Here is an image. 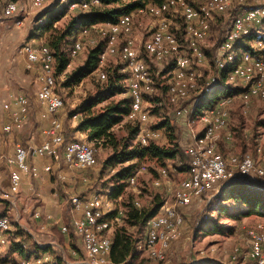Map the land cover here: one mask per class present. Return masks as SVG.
Masks as SVG:
<instances>
[{
	"label": "bare ground",
	"instance_id": "bare-ground-1",
	"mask_svg": "<svg viewBox=\"0 0 264 264\" xmlns=\"http://www.w3.org/2000/svg\"><path fill=\"white\" fill-rule=\"evenodd\" d=\"M32 1L30 0V4ZM245 1L235 0V3L241 5V8H235L230 28L219 43L220 51H222L221 56L217 58L214 55L213 57V62L218 71L216 75H208L205 78L202 74L203 72H199L200 65L206 60L201 46L206 41L208 35L212 33V26L219 20V17L227 13L231 0L150 1L144 7L132 13L118 16L113 23L105 22L100 27V32L104 38V49L99 55L97 70L100 78L105 80L107 75L103 70V65L107 57L119 55L122 58L124 64L122 71L126 74L124 80L126 81L127 93L130 100L129 111L125 117L129 121L139 124L137 139L141 145L146 146L143 135L146 117H148V120L150 117L151 99H148V102L145 95L150 97L159 91L155 75L160 74L162 71L161 69L160 72L157 71L154 75L151 63L155 67L157 66L156 68H164V65L168 66L171 63L168 70L164 73V76H168V78L162 82L166 87L165 98L161 97L158 105L164 107L166 104L178 107L180 102L187 103L191 99L202 100V98L206 102V105L203 104L201 108L202 111L198 112L199 114L194 117L204 122L203 132L193 140L191 139L192 146L195 148L196 155H198V165L207 166L213 163L216 165L226 164L232 168H242V164L248 162V156H252L253 166L260 167V170H262V183L264 184V145H256L255 152L245 150L239 154L231 153L225 155L215 141L216 133L226 129L228 125L229 110L226 106L233 99H239L243 110H247L255 103L264 107V32L259 30L262 23H264V12L257 16V23L254 27L240 29L241 18L250 19V11H258L259 4H264V0H258L257 4L249 7L244 6ZM49 2L51 0H35L32 3V8H42ZM60 2H66L67 5L68 0H60ZM91 2L98 4L99 1L92 0ZM88 5L84 0H75L74 2H69L68 8L73 10L80 6L86 8ZM2 7L3 10H10V1L2 0ZM17 13L23 12H16L14 15ZM139 15L153 16L157 19V23L149 37L138 44L136 38L133 36V32L142 26V23L140 24L139 22L136 24L137 26L135 25V17ZM23 17L25 18L26 16ZM178 18H186V21H181V25H177L175 21ZM23 20V18H19L17 19V23L21 22L22 24ZM145 29L149 30L147 27ZM88 34L87 28H80L77 32L76 38L69 48L71 60L83 50L82 39ZM252 36L254 38L250 39ZM244 43H248L250 49H245ZM34 47L35 52L32 55V62H37L42 75L43 72H47V76H55L54 57L46 43L40 46L26 43L22 46L23 53H30V50H33ZM184 47L190 52L189 54L187 52L184 53ZM251 55H257L258 62L255 58H251ZM147 59H150V61H147ZM137 63L139 65L138 69ZM136 69L137 83L134 84V77H131V75L132 70ZM223 71L226 72L221 84L223 86L230 85L233 91L231 92L227 89L226 92L217 93L213 104H210L207 98L214 96L213 93L219 90L216 84ZM212 80H217V82H212ZM43 84L44 76H42L41 85ZM52 93H58L56 91V82H52ZM136 95L140 110L135 109ZM40 97L41 99H49L48 90H40ZM196 100H192L191 102L194 103ZM218 106L219 112H225L224 116L216 114L215 109ZM64 107V100L59 101L55 120H61L59 113ZM191 115L192 113L188 109L186 119ZM186 119L184 122H186ZM226 136V139L229 141V134L226 133ZM83 142L89 148V153L96 154V149L91 143L86 140H83ZM61 147L62 145H59V148ZM72 153V142L65 143L64 157L65 159H69V164H75L79 168L89 170V163L86 161H79L78 163V154ZM219 153L222 154L218 156ZM189 165V170L174 189V200L179 205L183 203L184 191H198L200 187L198 169L194 167L193 162H189ZM159 169H167V167H160ZM147 170V165L143 163L138 166L135 172L141 173ZM137 178L138 175H135L133 179L129 176L125 181L128 185H132L136 182ZM235 181L240 180L224 183ZM159 183V178L154 179L156 186ZM90 199L89 212H86V222H90L92 227H94L96 236L99 237V243H106L105 233L107 231V240H109V249L111 250L112 234L115 227L118 226V209L114 207L112 199L106 195L102 196V194L97 193L92 195ZM100 210L102 213H100ZM72 211L73 216H77V209H72ZM164 212H168V220H164V225L156 229L153 241H151L154 222L163 218ZM110 214H114V216L108 217ZM182 219V215L178 213L175 207H169L164 211L160 210L147 221L145 232L137 245V251L141 253H156L158 244H166L168 234L172 232V229H178V224ZM0 224H2V236V233L8 231L11 226L7 215L0 218ZM77 238L81 242L88 264L110 263L111 251H109V261H104L97 252L92 250L91 242H89V226L87 224H78ZM256 240L264 243V232L249 231V249L242 255V258L244 261H250L254 264H264V254H260V248L252 246L256 243ZM236 250L239 249L237 248ZM38 257H26L21 259L17 264H37V260H40ZM148 257L155 260L154 256ZM39 264L44 263L39 261Z\"/></svg>",
	"mask_w": 264,
	"mask_h": 264
},
{
	"label": "rangeland",
	"instance_id": "rangeland-1",
	"mask_svg": "<svg viewBox=\"0 0 264 264\" xmlns=\"http://www.w3.org/2000/svg\"><path fill=\"white\" fill-rule=\"evenodd\" d=\"M22 1H24V4L26 5L30 4V0ZM124 1L127 2V0ZM231 3H235V0H231ZM257 3L258 0H246L244 6L249 7ZM64 6H66V2H60V0H51V2H49L48 4H46V6L42 8H27L30 14L29 16H27L21 27L28 29V31L30 32L29 39L35 38L37 40L36 44H40L43 42L48 43L49 37H51V34L54 31L52 29L41 31L39 27L43 20L39 19L47 12V10L52 8L62 9V7ZM72 11L70 9L67 10L66 14H64L54 24L55 28H64L70 18L74 15V12ZM234 11L235 8L230 11V14L225 13L224 15H221L219 17L218 23L213 26V29L211 31L212 33L208 35L206 41L201 46L206 60H204L205 62L200 65L201 68L199 67V70L201 71V73L203 72L202 74L205 78L208 75H216V72L218 73L217 67H215L216 65L213 62V57L214 55H216V52L218 50L219 40L220 37H222L221 35H223L225 30H227L229 27L227 23L229 19H231ZM21 14L22 13H17L12 16V18H15V20H17L19 18V15ZM2 21H5L4 24L12 23L11 19H3ZM135 22V25L138 22L140 24L142 23V26L138 27L133 32V36L136 38L137 43L139 44L142 43L144 39H147L149 37L151 31L154 29L157 23V19L153 16L139 15L135 17ZM175 22L177 25H181V21L177 20ZM146 27L149 28V30L145 29ZM96 29L97 28L90 27L89 34L82 39L83 50L80 52V54H78L74 59L70 61V65H68V68L65 73L56 77V91L64 98L65 101V107L62 111H64L63 118L65 122V127L67 128L72 127V123H70L69 119L73 116V114L75 115V111L83 102L100 94L104 95L107 91V80H102L100 78L98 70L86 76L78 84H74L71 86H67L65 84L69 74H71V72L76 67L83 63L89 49H91L97 44H102V46H104V38L101 32ZM78 30L79 28L75 31L74 37L71 38L70 43H68L65 47L66 50H68V47H70L73 43L74 38H76L75 34L78 32ZM259 30L261 32H264V23H262ZM246 44L249 45L248 43ZM22 45L23 44H21V46ZM186 52L187 54L190 53L187 48L184 47V53ZM147 61H150V59H147ZM153 65L154 64L151 63V69L154 72H160L161 69L162 71L166 69V65L163 66L164 68H156L157 66L155 67V65ZM123 67V61L119 55H112L107 57L106 62L103 65V69L105 68V70L108 72L110 70L119 69L118 71L124 74V71H122ZM161 72L158 79H161L159 80V83L160 86H163L162 82L166 81L168 76H161ZM125 75L126 74H124V76ZM120 83L122 84L123 89L119 92H116L114 95L107 96L105 100L95 106V109L101 110L110 102H117L122 99H129L126 81L123 79ZM159 91L150 97L145 95L146 100L148 101V99L155 98ZM214 95H216V92L214 93ZM195 102L198 105H196ZM205 103L206 102L203 98L202 100L198 99L194 101V103H185V107L189 104L188 109H190V112L193 113L191 117L186 119L185 123L184 121L173 119V108L171 106H166L163 108V110L159 108L156 112H154L156 106H153V103L151 101L150 117L148 123L146 124V127L152 130H160V138L154 139V141H158L159 144L162 145L168 144L170 130L168 128L154 126L166 117L171 119L174 128H172V131H174V133L178 136L179 144L181 145L182 149H184V145H186L187 142H191L190 139L193 140L195 137L198 136V134L203 132L205 126L204 122L194 117L196 116V114H199L200 111H202L201 108ZM226 107L229 110L228 125L226 129L219 131L215 135V141L220 146V149H222V151H224V153L227 155V153L230 152L241 153L245 150H252L255 152L256 145L258 146L262 144L263 146L264 107H262L258 103H255L247 110H243L241 107V102L238 98L233 99L231 103L228 104ZM80 118L81 117L79 114L78 117L75 118V120H79ZM135 123L137 122L129 121L126 117H124V120L120 124L114 126L112 132H114L118 140H120L119 147L117 149L113 148L108 144L90 141L87 131H81L83 135L78 136L80 140H86L90 142L96 149V157L98 164L94 167V170H90L92 176H96L97 178L96 182L93 185V190L101 188V190H98V192L100 193L112 191V188L120 182L116 175L121 170V168L134 163H137L138 165L140 163H145L146 165H148L149 169L145 173H141L138 176V181L135 185L129 186L125 181L126 179L124 180L126 183V187L124 189L123 195H121L119 198L120 200L118 202V205L120 204L121 208L125 209L126 214L127 207H125V204L130 203L133 199H136V201L140 200V206L142 208H147L152 206L153 197L155 195H159V197L164 202H167L168 205L172 204L171 207H175L178 213H180L185 220L183 235L179 240H177L171 245L168 251L167 259L165 261H155L154 259H149L143 254H139L137 259L132 258L129 263L137 264V262L142 261L145 264H254L250 261H244L242 255L249 249V231H255L260 233L264 232V215H261L259 213H252L249 215L243 214L244 207L242 205H239V202H236L235 199H228L227 195H223V184L217 186L212 192L209 193V195L205 196L202 201H194L188 207H180V205L175 202L174 198L171 199L170 195L168 196V198L164 191L159 192L158 190H155V188L157 187L153 183L154 179L157 178L155 174V167H157L155 165V161L143 158L141 160L134 159L129 162H123L116 156L125 147V142H128V144L131 145L138 144V133L136 136L131 138V134L129 132L130 127H132ZM226 133L229 134V141L226 139ZM183 136H186V139L185 141H183V143H181L180 141ZM184 160L185 163L187 160L186 156ZM167 161L170 167H179V159ZM172 174L176 175V178L177 176H179L175 172H172ZM248 180L250 182L252 181L258 185L260 184L261 186H263L262 182H260L259 180ZM134 188L143 189L142 193L137 194L133 191ZM121 215L122 214H120L118 226H116L115 229L121 227L125 223L123 219L124 217H121ZM9 218L12 224V229L14 231H12V233H16L17 235H19L20 233L23 237H25L22 238V241L26 242V245H29L27 241L30 239V236L27 234L24 228H18L19 225L17 224V222L20 221L19 219L21 218V216L19 215L18 217L16 215L15 210L10 209ZM26 221L29 222L28 219H26ZM8 232L6 233V238L8 242L5 244H0V264H14L12 260H10L11 256L9 257L10 253L8 250V246L14 243L13 240H11L13 235L11 234V231L10 233ZM69 238L72 251L75 253L76 256L83 258L79 250L80 240L74 235H70ZM237 248L239 250H236ZM64 250L67 249H61L60 251H53L52 249H50L51 257L56 258L58 263L64 264V259L58 258V255H64V258L65 256L67 258L68 253L67 251L66 253H64ZM71 260L72 259H70V261Z\"/></svg>",
	"mask_w": 264,
	"mask_h": 264
},
{
	"label": "trees",
	"instance_id": "trees-1",
	"mask_svg": "<svg viewBox=\"0 0 264 264\" xmlns=\"http://www.w3.org/2000/svg\"><path fill=\"white\" fill-rule=\"evenodd\" d=\"M74 1L75 0H68L67 5L62 7V9L52 8L47 10V12L39 19L43 20L39 27L41 31L49 29H52L54 31L51 34V37H49L48 43L46 42V44L50 48L54 57V70L56 77L65 73L68 68V65L71 61L69 57L70 47H68V50H66L65 47L68 43H70L71 38L74 37V33L78 28H87L89 32L90 27H93L97 28L96 30L100 31L101 25L105 22L113 23L116 21L118 16L122 14L132 13L137 9L144 7L150 2L149 0H127V2L124 0H98V4H94L91 2L92 0H84L89 4L86 8L80 6L73 11L71 10L72 12H74V15L70 18L65 27L62 29L55 28L54 24L64 14H66L67 10H69V2ZM152 2H158V0ZM232 20L233 15L231 19H229L227 23L229 27L227 30H225L223 35H221L222 37H220L219 43L223 39L225 33L229 30ZM218 21L216 23H218ZM252 38H254V36H252L250 39ZM243 46L245 49H250V46L246 43H244ZM103 49L104 46H102V44H97L89 49L83 63L76 67L71 72V74H69L65 84L67 86L78 84L86 76L94 73L98 68V58ZM170 64L166 66V69L161 72V76L164 75V73L168 70ZM103 70L107 75L105 79L107 80V91L104 95L100 94L96 97L90 98L89 100L83 102L77 108V110L75 111V115L80 114L81 117L77 126V130L87 131L90 141L108 144L117 149L119 147L120 140H118L115 133L112 132V129L114 128V126L120 124L124 120L125 115L129 111L130 100L122 99L117 102H110L101 110L95 109V106L105 100L107 96L114 95L116 92H119L123 89V86L120 82L124 79L125 76L118 71L119 69L110 70L109 72L106 71L105 68ZM156 72L157 71H153L154 75ZM225 72L226 71L222 72L216 84V87L219 89L218 91H216V94L226 92L227 89L231 92L233 91L231 90L232 87L230 85L223 86L221 84L224 79ZM159 75L160 74L155 75V80L157 81L160 91L155 96V98L150 100V102L152 101L153 106H156L154 112H156L159 108L163 110V108L165 107H161L160 105H158V101L161 96L162 98H165L166 94L165 85L160 86L159 80L161 79H158ZM214 99L215 95L207 98L210 104H213ZM166 106L174 107L173 105ZM154 127H164L170 130L168 144L162 145L159 144L158 141L154 140L146 146L141 145L139 142L135 145H131L128 144V142H125V147L116 155L117 158L123 162H129L134 159L141 160L143 158L151 159L156 163V171V168L158 167H167L170 176H175L172 174V172H175L177 174H185L190 167L189 159L182 149L181 145L179 144L178 136L174 133V131H172V120L166 117ZM129 132L131 134V138L136 136L139 132V124L135 123L132 127H130ZM185 156L187 157V160L184 163ZM176 159L180 160L179 167H170L167 160ZM139 165L137 163H134L121 168V170L116 175L120 182L112 188V191H109V198H117L118 196L123 194L126 187V183L124 180L127 179L133 171L135 172ZM222 190L221 191L223 195H227L228 199H235L236 202H239V205H242L244 207L243 214L249 215L252 213H259L261 215H264V190L257 187H252L241 180L224 183ZM133 201L134 200H132L128 204H125V207H127V211L126 214L124 212V225L118 227L117 229H114L115 231L112 234L110 260L115 264H126L132 258L137 257V245L142 239V236L145 232L147 221L155 214H157L164 206V201L159 197V195H155L153 197L152 206L147 208L138 207L133 203ZM9 209V202L0 200V218L6 216ZM112 216H114V214L108 215V217ZM67 225H70V221H67ZM73 234L74 233H72V235ZM48 248L49 247H41L40 245L34 243L33 248L29 252H27L21 243H13L11 246V249L13 251H18L24 258L32 254L38 255L39 252L46 251Z\"/></svg>",
	"mask_w": 264,
	"mask_h": 264
},
{
	"label": "crops",
	"instance_id": "crops-1",
	"mask_svg": "<svg viewBox=\"0 0 264 264\" xmlns=\"http://www.w3.org/2000/svg\"><path fill=\"white\" fill-rule=\"evenodd\" d=\"M19 18H23L24 22L27 16L24 18L22 13L21 15H19ZM9 19L12 20L11 24H4L5 21H0V117L4 120H10L12 111L16 109V106L12 104L13 98L16 95L27 96L31 101V106L22 123L18 127L14 128L12 133L4 136L3 141L0 143V155L12 154L17 143H21L25 146H33L41 143V141L43 140L42 129L47 124L46 121L42 120L41 116L42 112L44 111V107L39 104L36 96L37 91L40 89L42 84V71L39 65H37V68L35 69H28L26 67V56L21 50L22 46L26 43H30L34 46H40L46 42L36 44L37 40L35 38L29 39L30 32L28 31V29L22 28V25H16L17 20H15V18ZM21 44L23 45L21 46ZM6 103H11L10 109L4 108V105ZM63 112L64 111H61L59 115L63 123V130L66 141L65 143H67L73 139H77L78 136L83 134L81 131L77 130L80 119L75 120V118H77L79 114L70 117L69 121L70 123H72V127L67 128L65 127ZM185 139L186 136H183L180 142L183 143ZM59 149V157H61V159H65V145H62V147ZM231 153L236 152H230L227 153V155ZM34 160L41 166L50 162L47 158H36ZM69 165L70 167L63 161L59 163L53 162L52 172L43 173L42 177L40 178H33L27 174L23 175L21 189L20 192L16 195V204L13 209L15 210L17 216L18 213L21 216V218L19 219L20 221L17 222V224L19 225L18 228H24L27 234L30 236V239L27 241L29 245H26V242L22 241V238L25 237H23L20 233L19 235H17L16 233H12L13 229L9 218L10 210L7 211L6 215L10 221L11 226L8 230L9 232L6 231L2 233L0 244H5L8 242L6 233H10L11 231V234L13 235L11 240H13L14 243H21L27 252H29L33 248L34 243L40 245L41 247H49L46 251L39 252L38 255L32 254L27 257L36 258L39 256L38 258H49L48 260H41L42 263L60 264L57 262L56 258L51 257L50 249H52L53 251L67 249L63 251L64 253H66L67 251V258L66 256L64 258V255H58V258L64 259L65 263L68 264H85V254L83 258L78 257L71 249L69 236L72 235L74 231L70 229L68 233H63L60 230V227L63 224H67V221L69 222L71 216H73V211L70 208L71 195L80 194L85 197H91L92 195L99 193L102 194V196L106 195L108 197V191L100 193L98 192V190H101V188L93 190V185L97 180L96 176H92L90 171L79 168L75 164ZM159 168L160 167H158V169ZM58 172L65 176L64 180L58 178ZM145 172L146 171L141 173ZM155 174L156 177L159 178L157 171H155ZM178 175L179 176H177V178L175 177L176 175L163 178L160 177L161 185L159 183L155 190H158L159 192L164 191L167 197L170 195L171 199L174 198V189L178 185L180 180L185 176V174L183 173H180ZM86 177L87 180L85 182ZM9 181L10 167L5 163V161L0 160V200L1 193L5 191L9 186ZM137 181L138 178L132 185H135ZM142 190L143 189L141 188L133 189V191L137 194L142 193ZM120 196H118L117 198H110L114 203V207L117 209L119 208V211H121V213L117 214V224L119 223L120 214H122L121 217H124L125 212V209H122L120 204H117V199L119 202ZM133 200V203L136 206L141 207L139 204V199V201H136V199ZM164 203L165 204L162 207L161 211H164L172 206V204L168 205L167 202ZM36 211L41 212L40 218L34 217L33 214ZM26 219H28L29 222L26 221ZM73 235L76 237L75 233ZM11 246L12 245L8 246V250L10 253L9 257L11 256L10 260H12L14 264H17L24 257L18 251H13L11 249ZM79 248L80 253L83 256V248L81 246V242ZM137 253L138 255L136 259L138 258L139 254L144 255V253H141L139 251H137ZM70 259L72 260L70 261ZM129 262L130 261H128L127 264H132ZM109 264L115 263H112L110 261ZM137 264L145 263L139 261L137 262Z\"/></svg>",
	"mask_w": 264,
	"mask_h": 264
},
{
	"label": "built area",
	"instance_id": "built-area-1",
	"mask_svg": "<svg viewBox=\"0 0 264 264\" xmlns=\"http://www.w3.org/2000/svg\"><path fill=\"white\" fill-rule=\"evenodd\" d=\"M10 1V10H3L2 0H0V21L3 19L12 18L14 13L23 12V16H29L30 12L27 8H32L31 4H24L22 0H9ZM147 7V6H146ZM233 8H241V5L236 3H230L227 8V14H230V11ZM264 12V4H259L258 11H250V19L241 18L240 29H246L254 27L257 23V16ZM178 21H186V18H178ZM16 25H23L16 23ZM163 26V21H162ZM223 32V31H222ZM231 41V40H230ZM229 41V42H230ZM23 51V48H21ZM35 47L33 50H30V53H24L26 56V67L28 69L37 68V62H32V55H34ZM222 51L218 47L216 52V57L221 56ZM251 58H255L258 62L257 55H251ZM195 66V64H194ZM139 65L137 63V69ZM137 69L132 70L131 77H134V84L137 83ZM179 71V68H178ZM199 72H201L199 70ZM44 84L41 85L40 89L37 91V99L40 105L44 107L42 112V120L46 121L47 124L42 129L43 140L41 143L33 146H25L21 143H17L14 148V152L10 155H0V160L5 161V163L10 167V181L8 188L1 193V201H8L10 204V209H13L16 204V195L20 192L22 185V177L24 174L30 175L33 178L42 177L43 173H51L53 170V162L59 163L61 161L65 162L69 167V159H61L59 157V145H65V134L63 130L62 120H55V113L58 111L59 101L64 100V98L59 93H52V82H56V76H47V72H43ZM212 82H217V80H212ZM40 90H48L49 99H41ZM196 100V99H191ZM189 101V102H191ZM165 103V102H164ZM16 106V109L12 111L10 120H4L0 117V143L3 141L5 135H9L13 132L14 128L18 127L22 121L25 119L27 113L29 112L31 101L25 95H16L13 98V102ZM185 103H179L178 107H172V117L175 120L184 121L188 116V106L185 107ZM11 103H6L4 105L5 109H10ZM166 107V104H165ZM135 109L140 110L138 105V99L136 95V104ZM216 114L219 116H224L225 112H219V106L215 109ZM148 123V117L145 120V130H144V144L149 145L154 139L160 138V130L152 131V129L147 128L146 124ZM182 123V122H181ZM191 140V139H190ZM69 142H72L73 153L78 154V163L79 161H86L89 163V170H94V167L98 164L97 157L95 153H89V148L84 144L83 140L73 139ZM185 153L189 159V162L194 163V167L198 169L200 174V187L198 191H184L183 203L180 207H188L194 201H202L203 198L209 195L217 186L224 184V182L232 180H242V179H255L256 181L262 182V170L260 167L253 166L252 156H248V162L242 164V168H232L225 165H216L211 163L207 166L198 165V155H196L195 148L192 146V141L184 145ZM222 153H219L220 156ZM239 154V152H236ZM71 155V154H70ZM260 155V153H259ZM36 158H47L50 162L44 164L43 166L35 162ZM148 167V165H147ZM149 169V168H148ZM158 177H169V170L167 169H158ZM135 175H140V173L132 172L130 175L131 179L135 178ZM59 179L64 180L65 176L60 172L57 173ZM87 177L85 178V182ZM263 184V183H262ZM264 185V184H263ZM176 188V187H175ZM91 201L90 197H85L80 194H73L70 196V208L77 209V216H71L70 225L63 224L60 227V230L63 233H68L72 229L77 237L78 224H87L89 226V242H91L92 250L97 252L102 260L109 261V240H107V231L105 233L106 243H99V237L96 236V231L90 222H86V212H89V202ZM118 204V199H117ZM165 204V203H164ZM9 209V210H10ZM100 213L102 211L100 210ZM119 213V208L117 214ZM20 214L18 213V216ZM35 218L41 217V212H34ZM50 217V216H48ZM95 217V215H93ZM164 220H168V212H164L163 218L158 219L154 222L152 229L151 241H153V235L161 225H164ZM185 226L184 218L179 222L178 229H172V232L168 234L166 244H158V249L156 253H144L145 256H154L155 261L163 262L167 259L168 251L171 245L179 240L183 235V229ZM2 224H0V236H1ZM150 243V242H149ZM148 243V244H149ZM254 247L260 248V254H264V243L262 241L256 240V243L252 245ZM84 257V251H83ZM49 258H42L37 260V264L41 260H48ZM84 263L88 264L87 259L84 258Z\"/></svg>",
	"mask_w": 264,
	"mask_h": 264
},
{
	"label": "water",
	"instance_id": "water-1",
	"mask_svg": "<svg viewBox=\"0 0 264 264\" xmlns=\"http://www.w3.org/2000/svg\"><path fill=\"white\" fill-rule=\"evenodd\" d=\"M241 181H244L245 183H247L248 185H250V186H252V187H257V188H259V189H262V190H264V185L263 186H261L260 184L258 185V184H256V183H254V182H250L249 180H247V179H242Z\"/></svg>",
	"mask_w": 264,
	"mask_h": 264
}]
</instances>
